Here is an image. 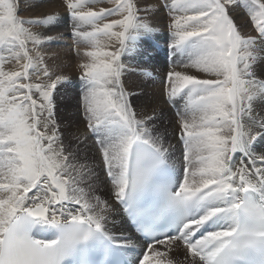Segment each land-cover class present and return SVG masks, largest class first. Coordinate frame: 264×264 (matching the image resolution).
Here are the masks:
<instances>
[{"label": "snow or ice", "instance_id": "snow-or-ice-1", "mask_svg": "<svg viewBox=\"0 0 264 264\" xmlns=\"http://www.w3.org/2000/svg\"><path fill=\"white\" fill-rule=\"evenodd\" d=\"M64 2L74 43L90 49L78 65L86 128L111 197L147 239L128 255L138 246L108 229L95 169L63 142L54 96L68 78L37 50L51 38L31 30L58 16L25 20L20 0H0V264H264V0ZM160 9L180 58L165 79L179 171L155 110L138 118L121 82L122 57L151 35L146 15ZM238 11L255 35L242 34Z\"/></svg>", "mask_w": 264, "mask_h": 264}, {"label": "rangeland", "instance_id": "rangeland-1", "mask_svg": "<svg viewBox=\"0 0 264 264\" xmlns=\"http://www.w3.org/2000/svg\"><path fill=\"white\" fill-rule=\"evenodd\" d=\"M24 1H26L25 2L26 7L27 6L30 7L29 4L33 2L29 9L28 7L25 8V4H23ZM24 1L20 0L19 15L21 14L23 19L26 18L25 20L43 19L45 16L51 15V13L52 15L58 16L59 18L57 23L54 25V27L56 28L51 29L52 31H55V32L50 34L51 36L45 35L42 37V38H51V39L48 40V42H45L42 45L37 46V50H39L44 55L45 62L50 66V68H52L53 71L55 70V72H57L58 74L61 73L63 76L68 78V80L65 82L63 86L58 87L55 93V96H54L55 119L57 120L58 124L59 123L61 124V125L59 124L61 132L62 131L64 132V133L62 132L63 138H66L63 140L64 144L66 146H70L74 152L78 151L79 159L81 161H84V158L82 157L87 155V152L90 151L89 150L90 148H88L89 146L85 147L83 145L86 144L87 146L88 141L85 140V137L90 135V133L88 132L86 128V122L83 118V113L80 107V93L82 91V88H81V81L79 79V77L81 76V70L78 67V65L82 62L88 61L89 58L86 55H84V53L85 51L89 49V46L86 44L84 45L83 43L79 45L75 44L74 43L75 38L72 35L73 31L69 30L68 28L65 29V32L64 31L60 32V30L58 29V26H66L67 20H68V23L73 22L70 16L68 15V11H67V8L65 7L64 0H61L62 4L58 3L57 1L53 3L52 1H55V0H28L29 3L27 0H24ZM139 2H140L141 7H143L144 4H151V5L158 7L161 3V0H139ZM55 3L57 4V7ZM106 3H107V0H103V2L94 4L92 5V7L98 10L100 7H112L113 6L111 4H108V3L106 4ZM47 9L49 10V14L47 12L48 11ZM158 11L159 13H156L157 11H155L154 14L151 13L150 15L149 14L146 15V22H148L154 30L151 33V35L146 36V37H141L137 41L136 51L126 53L122 57V61L124 65L126 66V70L121 77V82H122V85L126 93L128 94V98H129L131 106L137 112L138 118L141 117L145 112L151 114L152 111L155 110V115L158 117V119L156 120L155 126L158 129L159 133L162 134L163 136V142H164L165 147H168L170 150L171 163L174 164L175 166L178 165L177 167H179L181 164L180 163L181 160L179 159L181 158L177 155V153H179L178 151L180 150L177 149L178 146L177 147L170 146V144L174 141V136H175L174 131L179 132V129H177L178 127L177 116H176L177 109L171 103L166 102L168 98L166 96L167 84L165 83V79H166V75L168 71L171 68L173 69L175 65L179 63L180 58L173 57L170 55L171 49L169 45L172 42V36H171V30L169 27L170 18L167 14V11L163 9H160ZM61 14L64 15L63 17L64 20L60 18L62 16ZM152 14L155 16H153ZM158 14L162 15V17H159L160 15L157 16ZM141 15L143 16L145 15V13L141 12ZM156 17L158 19H156ZM114 18L115 17L113 18L110 17L109 19H114ZM239 20L240 19L238 17L235 18L237 25L241 23V20L240 21ZM51 26L34 25L31 27V30L32 31L34 30L33 32L36 33L39 30H42L44 28L51 27ZM72 26L73 25H69L68 27H72ZM246 29L247 30H245V28L244 29L241 28L242 34L255 35L254 30L250 31L249 28H246ZM29 48L30 49L33 48V45L29 44ZM43 50L44 52H42ZM34 54L35 52H33V55ZM56 57L57 58L59 57L58 61L56 60L57 59ZM179 68H176V69L179 71H181L182 69H183L182 71H184L185 69L183 67H179ZM189 70L191 69H188V70L185 69L184 72L189 73L190 72ZM257 71H259V66H258ZM129 87L131 88L129 89ZM165 104L169 109L165 108L164 106ZM257 107L261 111V109H264V104H257ZM162 112L164 115L162 114ZM70 134L73 138V141H69ZM65 141H67V144ZM263 142L264 141L260 142L261 145L258 144L257 151H259V146H262ZM263 147H264V144H263ZM181 151H183V148ZM90 152L93 156V160L95 161L94 164L95 163L96 164L92 167V159H91L92 157H89L91 164H89L88 162L87 163L90 167L95 169V173L98 177V179H96L95 181L96 188H97L100 185H102V183L106 181L107 179L103 177L104 172H102L103 168L101 169L102 163L100 164L101 159H100L98 152L96 151L94 152L90 151ZM100 191L102 192L103 189ZM94 192L96 196H99L100 198L102 197L103 200H106V199L110 200L111 191L108 192L106 189H104V195H107L105 198L99 195V193H97L96 191ZM109 212H111V209ZM133 251L135 252V250H132V252Z\"/></svg>", "mask_w": 264, "mask_h": 264}, {"label": "bare ground", "instance_id": "bare-ground-1", "mask_svg": "<svg viewBox=\"0 0 264 264\" xmlns=\"http://www.w3.org/2000/svg\"><path fill=\"white\" fill-rule=\"evenodd\" d=\"M24 1V0H23ZM28 1V0H27ZM58 2V3H60V4H62V1L61 0H55V1H52L53 3L54 2ZM25 2L26 1H24V3L23 4H25ZM28 3H29V1H28ZM33 3V2H32ZM31 3V4H32ZM36 3V2H35ZM105 3V2H104ZM31 4H29L30 5V7H31ZM56 4V3H55ZM107 4V3H106ZM108 4H110V3H108ZM28 5V4H27ZM42 6V5H41ZM55 6V5H54ZM53 6V7H54ZM60 6V5H59ZM28 7V6H27ZM26 7V4H25V8H27ZM30 7H28V9L30 8ZM34 7V6H33ZM56 7H57V4H56ZM66 7V6H65ZM60 8V7H59ZM46 9V8H45ZM49 9V8H48ZM47 9V10H48ZM41 10V9H40ZM23 11V10H22ZM42 11V10H41ZM45 11V10H44ZM43 11V12H44ZM33 12V11H32ZM48 12V14H49V10L47 11ZM27 13V12H26ZM61 13V12H60ZM156 13H159V11H157ZM47 14V13H46ZM47 14V15H48ZM154 14V13H153ZM152 14V15H153ZM21 15V14H20ZM25 15V14H24ZM29 15V14H28ZM51 15H52V13H51ZM62 15V14H61ZM150 15V14H149ZM160 14H158L157 16H159ZM32 16V15H31ZM30 16V17H31ZM40 16V15H39ZM44 16H45V14H44ZM153 16H155V15H153ZM21 17H22V15H21ZM34 17V16H33ZM63 17H64V15H62L60 18H62V20H64L63 19ZM159 17H162V15H160ZM164 17V16H163ZM168 17V16H167ZM236 17H238L240 20H241V23L239 24L240 26H241V28H245V30H247L246 28H249L250 29V31L251 30H253L252 29V27H251V25H250V23H248V17H247V14L245 15V13L243 12V11H238L237 13H235L234 14V18H236ZM23 18V17H22ZM113 18V17H112ZM116 18V17H115ZM114 18V19H115ZM118 18V17H117ZM26 19V18H25ZM156 19H158L157 17H156ZM237 20V19H236ZM239 20V21H240ZM162 21V20H161ZM243 21V22H242ZM151 22V21H150ZM57 23V22H56ZM56 23H54L51 27H47V28H44V29H42V30H39L38 32H36V33H38V34H40V35H42V37L43 36H45V35H50V34H52V33H54L55 31H52L51 29H55L56 27H54V25L56 24ZM67 25L66 26H58V29L60 30V32L61 31H64L65 32V29L66 28H68L69 30H71V31H73V26L72 27H68L69 25H73V23L74 22H72V23H68V20H67ZM60 24V23H59ZM153 24V23H152ZM61 25V24H60ZM65 25V24H64ZM238 25V26H239ZM36 28V27H35ZM33 29V28H32ZM40 29V28H39ZM248 29V30H249ZM51 30V31H50ZM159 30V29H158ZM169 30V29H168ZM34 31V30H33ZM37 31V30H36ZM67 31V30H66ZM59 32V33H60ZM68 33V32H67ZM61 34H63V33H61ZM55 35V34H54ZM51 36V35H50ZM67 37V36H66ZM152 37V36H151ZM66 39V38H65ZM113 43V46L114 47H117L116 45H115V42H112ZM85 45V44H84ZM88 47V46H87ZM89 50V49H88ZM42 52H44V50L42 51ZM138 54V53H137ZM136 54V55H137ZM142 55V54H141ZM147 55V54H146ZM63 57V56H62ZM57 58V57H56ZM58 59H59V57L56 59L57 61H58ZM71 60V59H70ZM156 60V59H155ZM148 61V60H147ZM157 61H158V59H157ZM51 63V62H50ZM49 63V64H50ZM71 63V62H70ZM142 64V63H141ZM51 65V64H50ZM158 65V64H157ZM161 65V64H160ZM153 66V65H152ZM52 67V66H51ZM168 67V66H167ZM52 69V68H51ZM172 69V68H171ZM170 69V70H171ZM180 69V68H179ZM258 69V68H257ZM168 70V69H167ZM169 70V71H170ZM177 70V69H176ZM183 70V69H182ZM181 70V71H182ZM188 70V69H187ZM55 71V70H54ZM184 71H185V69H184ZM190 72L188 73V74H194V70L193 69H191V70H189ZM259 71H260V67H259ZM258 71V72H259ZM164 72H165V70H164ZM61 74V73H60ZM124 80V79H123ZM144 80V79H143ZM129 85V84H128ZM134 85V84H133ZM138 85V84H137ZM139 87V86H138ZM69 88V87H68ZM131 87H129V89H130ZM133 88V87H132ZM73 89V88H72ZM128 89V90H129ZM135 89H136V87H135ZM139 89V88H138ZM133 90V89H132ZM67 97V96H66ZM151 101V100H150ZM163 102V101H162ZM148 103H149V101H148ZM151 103V102H150ZM152 104V103H151ZM167 104V103H166ZM166 104L164 105L165 106V108L166 109H169L167 106H166ZM146 106V105H145ZM148 106V105H147ZM153 108V107H152ZM156 109V108H155ZM165 109V110H166ZM157 110V109H156ZM256 110H257V112H259L260 110H259V108L256 106ZM262 110V109H261ZM141 111H143V110H141ZM153 112V111H152ZM162 114H163V112H162ZM74 115V114H73ZM164 115V114H163ZM169 115V114H168ZM167 117V116H166ZM174 117V116H173ZM62 118V117H61ZM65 118V117H64ZM65 120V119H64ZM68 120V119H67ZM67 122V121H66ZM60 124V123H59ZM61 125V124H60ZM68 125V124H67ZM76 125V124H75ZM177 129H179L178 127H177ZM63 132V131H62ZM71 132V131H70ZM73 132V131H72ZM64 133V132H63ZM178 133L179 132H176V131H174V134H175V136H174V141L170 144V146H175V147H177V149H179L180 151H178L179 153H177V155L181 158V159H179V160H181V164H182V144L180 143V141H179V139H178ZM74 134V133H73ZM76 134V133H75ZM69 136V135H68ZM74 136V135H73ZM86 137H89L88 139H85V140H87L88 141V143H87V146H86V144L85 145H83V146H85V147H88V148H90L89 150L90 151H92V152H94V151H96V152H98L97 151V148L94 146V142L92 141V139L90 138V135H88V136H86ZM68 138V137H67ZM64 139H66V138H64ZM63 139V140H64ZM84 139V138H83ZM69 141H73V138H72V136H71V134H70V136H69ZM176 141V142H175ZM66 142V144H67V141H65ZM93 143V144H92ZM77 144V143H76ZM84 144V143H83ZM258 144H260V143H258ZM258 144H257V146H258ZM263 144H264V142H263ZM263 144H262V146H259V151L260 150H264V147H263ZM261 145V144H260ZM82 148V147H81ZM80 148V149H81ZM88 150V151H89ZM258 150V149H257ZM87 152V155L86 156H83L82 158H84V161H86V162H88L89 164H91L90 163V158L89 157H92L91 159H92V167L96 164H94V160H93V156H92V154H91V152ZM81 154V153H80ZM176 156V155H175ZM173 157V156H172ZM177 157V156H176ZM174 162V161H173ZM236 162L237 163H239V157H237V160H236ZM102 162L100 161V164H101ZM170 163H171V159H170ZM179 164V163H178ZM181 164H180V166H181ZM103 166V164H101V169L103 168L102 167ZM178 166V165H177ZM176 166V167H177ZM180 166L179 167H177V171H179V168H180ZM101 172V171H100ZM103 172V171H102ZM99 173V172H98ZM100 174V173H99ZM102 174V173H101ZM103 175V174H102ZM103 177H105L106 178V176H105V174H104V176ZM104 178V179H105ZM107 179V178H106ZM105 179V180H106ZM100 181V180H99ZM98 185H100V184H98ZM93 189H94V191H96L97 193H99V195H101V196H103L104 198L107 196V195H104V189H106L108 192L109 191H111V185H110V183H107L106 181H104L103 183H102V185H100L99 187H97L96 188V183L94 182V185H93ZM103 189V191L101 192L100 190H102ZM101 199H102V197H101ZM107 200V199H106ZM108 202H109V205H110V209H111V212H109L108 213V221H107V227H108V229L111 231V233L113 234V235H115V236H117V237H130L131 238V240H132V242L133 243H135L138 247H137V249H135L136 250V253H134V252H132V250H130L129 252H128V255L130 256V257H134L135 255H138L139 254V249L141 248V247H143V243L140 241V239L132 232V230L130 229V227H129V224H128V222L126 221V219H125V217H124V215H123V213H122V211H121V209H120V207L118 206V204H117V202L110 196V200H107ZM157 247H159L161 250H163V246H159V245H157ZM181 251H182V249H181ZM173 255H175V254H173Z\"/></svg>", "mask_w": 264, "mask_h": 264}]
</instances>
